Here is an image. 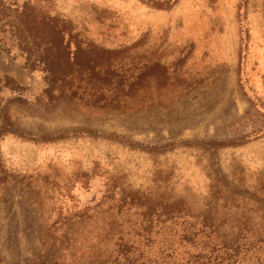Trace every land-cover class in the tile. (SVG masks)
<instances>
[{"label": "rangeland", "instance_id": "obj_1", "mask_svg": "<svg viewBox=\"0 0 264 264\" xmlns=\"http://www.w3.org/2000/svg\"><path fill=\"white\" fill-rule=\"evenodd\" d=\"M179 210L264 264V0H0V264H91Z\"/></svg>", "mask_w": 264, "mask_h": 264}, {"label": "trees", "instance_id": "obj_2", "mask_svg": "<svg viewBox=\"0 0 264 264\" xmlns=\"http://www.w3.org/2000/svg\"><path fill=\"white\" fill-rule=\"evenodd\" d=\"M144 69L146 72L142 73L143 77L149 78L158 73L161 75L159 82H165L164 68L160 64L144 67ZM102 70L99 80L106 85H116V91L113 90L110 95L111 101L118 102L124 97H131L129 94L131 91H124V89L127 85L129 88L133 86V79L130 82L128 78L119 76L111 65H102ZM141 79V77L135 78L137 85ZM58 80L60 79H53L52 83ZM121 88L123 90H120ZM100 101H104L103 97ZM110 107L108 110H115L113 106ZM121 112H127V110H121ZM187 219L184 210H179L175 216L172 212H167L165 221L157 220L156 224L159 228L156 235H151L154 223L149 219L143 220L145 227L140 226L138 233L134 236L110 237L104 243L98 242L96 244V247H99L96 254L97 260L91 264H224L226 261L228 264L235 263L234 254H229L227 247H223L221 249L223 251H215L214 258L211 260L214 251L209 250L210 233L205 231L209 229V226L203 223L204 230L201 231L200 236L202 242L196 244L197 234L194 233V222ZM168 225L173 226L175 232L164 237L159 235L161 229L170 227ZM174 248L183 250V253L175 254ZM231 252L237 253V250H231Z\"/></svg>", "mask_w": 264, "mask_h": 264}]
</instances>
